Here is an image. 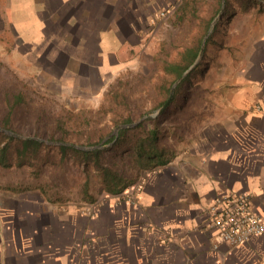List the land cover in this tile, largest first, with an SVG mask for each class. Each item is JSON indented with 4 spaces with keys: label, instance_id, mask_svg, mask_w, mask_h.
Returning a JSON list of instances; mask_svg holds the SVG:
<instances>
[{
    "label": "crops",
    "instance_id": "crops-1",
    "mask_svg": "<svg viewBox=\"0 0 264 264\" xmlns=\"http://www.w3.org/2000/svg\"><path fill=\"white\" fill-rule=\"evenodd\" d=\"M169 2L0 0V33L29 68L101 91L138 63ZM256 31L233 81L195 107L174 160L138 193L89 204L0 190V264H264V236L232 247L207 227L209 206L229 193L264 219V14Z\"/></svg>",
    "mask_w": 264,
    "mask_h": 264
},
{
    "label": "trees",
    "instance_id": "trees-1",
    "mask_svg": "<svg viewBox=\"0 0 264 264\" xmlns=\"http://www.w3.org/2000/svg\"><path fill=\"white\" fill-rule=\"evenodd\" d=\"M221 4L222 0H181L176 7L171 25L181 30L182 48L173 59L162 62L158 81L153 87L155 96L150 110L157 109L166 101L174 81L194 63L210 23L221 11ZM234 5L245 12L256 9L259 16L264 14V2L224 0L222 17L234 14ZM219 30L220 25L217 23L205 43V52L208 45L214 43ZM199 67L200 64L175 88L168 107L174 104L183 85ZM124 86L122 83L117 87L110 85L94 112L64 110L63 116L53 118L46 111H39L28 131L48 142L95 146L111 133L113 127L132 123L147 112L142 106L130 103ZM26 95L25 90L5 92L0 105L1 129L20 133L17 121L20 110L27 107ZM160 116L145 120L133 128L120 130L117 137L107 139L106 143L113 141V144L104 150L83 151L69 145H49L36 140H23L0 131V168H29L35 179L31 183L0 184V190L12 193L37 191L47 202L62 203L65 199L58 191L60 179L68 168H77L82 174L80 194L84 203L92 204L98 198L90 192L92 178L98 183V194L120 195L136 184L142 173H154L174 160L176 152L162 142L169 133L160 125ZM46 167L51 168L55 176L40 182L38 180L43 179L40 176Z\"/></svg>",
    "mask_w": 264,
    "mask_h": 264
},
{
    "label": "rangeland",
    "instance_id": "rangeland-1",
    "mask_svg": "<svg viewBox=\"0 0 264 264\" xmlns=\"http://www.w3.org/2000/svg\"><path fill=\"white\" fill-rule=\"evenodd\" d=\"M169 1L168 8L158 13V23H154L148 31L146 46L140 52L138 63L130 69L121 70L116 75L110 76L105 88L101 91L77 90L74 89L76 85L70 82L65 83L66 77L60 78V75L55 77L46 74L43 70L29 68L27 60L13 56L11 34L5 31L0 33V105L6 91L25 90L27 92V107L20 110V118L17 121L20 133L14 134L45 140V138L36 137L34 132L28 131L32 123L36 121L39 111H46L53 118L63 116L64 110L77 113L94 112L99 108L104 91L110 85L119 86V83L125 85V93L132 105H139L147 110L144 115L136 118L132 123L142 118H145L143 120L145 121L162 115V113L155 115L159 107L150 110L153 106L152 98L155 96L153 87L158 81V72L161 70L162 62L173 59L183 44L181 30L171 25L173 13L181 0ZM235 6L234 14L222 17L224 4L223 6L221 4V11L213 19V21L216 20L214 28L217 23L220 25L214 43L208 45L206 52L204 46L202 56L197 63L200 67L183 85L174 104L167 107L165 114L159 117L160 125L169 133L162 142L175 152L178 151V144L183 140V135L186 136L188 133V121L191 115L198 111L195 107H199L204 97L213 92L218 84L233 81L236 70H240L244 64L251 37L257 33L256 27L262 15L259 16L256 9L245 12ZM117 126L113 127L111 133L102 141L104 147L101 150L112 146L113 141L106 142L113 136L112 133ZM145 174L142 173L136 184L130 187L132 195L139 192ZM54 176L52 169L46 167L40 176L43 179L38 181L42 182ZM60 180L58 191L61 192L65 202L81 201L80 185L83 179L78 169L68 168ZM22 181L26 183L35 181L31 169L4 170L0 168V184H15ZM98 191V183L92 178L90 192L98 198L104 195L98 194Z\"/></svg>",
    "mask_w": 264,
    "mask_h": 264
},
{
    "label": "built area",
    "instance_id": "built-area-1",
    "mask_svg": "<svg viewBox=\"0 0 264 264\" xmlns=\"http://www.w3.org/2000/svg\"><path fill=\"white\" fill-rule=\"evenodd\" d=\"M207 216L208 229L229 246H240L251 238L264 236V219L252 211L247 195L229 193L216 198Z\"/></svg>",
    "mask_w": 264,
    "mask_h": 264
},
{
    "label": "water",
    "instance_id": "water-1",
    "mask_svg": "<svg viewBox=\"0 0 264 264\" xmlns=\"http://www.w3.org/2000/svg\"><path fill=\"white\" fill-rule=\"evenodd\" d=\"M261 1V0H260ZM264 2V1H263ZM224 4V0H222V6ZM215 22L216 20H214L212 23H211V26L209 28V30L207 31V33L205 34L202 42H201V46H200V49H199V53H198V56L196 58V60L194 61V63L185 71L183 72V74L177 79L175 80V82L172 84L171 88H170V91H169V95H168V98L166 99V101L156 110V113L155 115H159L161 113H163L166 108L168 107L171 99L173 98V94H174V91H175V88L178 86V84L193 70V68L197 65L198 61L200 60L201 56H202V53L204 51V46H205V43H206V40L209 36V34L211 33L212 29L214 28V25H215ZM145 118H142L141 120L137 121V122H134V123H131V124H124V125H119L117 126L112 135L114 137H117V134L120 130H124V129H128V128H133L135 126H137L138 124H140ZM0 131L9 135V136H13V137H16V138H20V139H23V140H36V141H39L41 143H45V144H49V145H56V146H60V145H69V146H72V147H75L77 149H80V150H83V151H92V150H98V149H102L104 147L103 143L104 142H101L95 146H90V147H81V146H74V145H70V144H63V143H53V142H48L46 140H43V139H39V138H35V137H21V136H18L12 132H9V131H5L3 129L0 128Z\"/></svg>",
    "mask_w": 264,
    "mask_h": 264
}]
</instances>
